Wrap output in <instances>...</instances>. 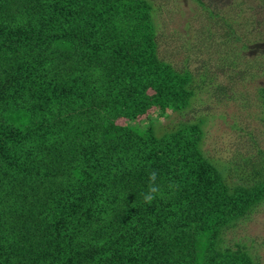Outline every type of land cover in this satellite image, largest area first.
Listing matches in <instances>:
<instances>
[{"label": "trees", "instance_id": "trees-1", "mask_svg": "<svg viewBox=\"0 0 264 264\" xmlns=\"http://www.w3.org/2000/svg\"><path fill=\"white\" fill-rule=\"evenodd\" d=\"M196 1L212 45L193 49L218 60L192 71L160 55L157 0H0V264H263L228 234L264 207V162L218 163L205 120L172 117L219 72L259 80L264 106V51L246 53L262 40ZM153 170L164 195L147 205Z\"/></svg>", "mask_w": 264, "mask_h": 264}, {"label": "rangeland", "instance_id": "rangeland-1", "mask_svg": "<svg viewBox=\"0 0 264 264\" xmlns=\"http://www.w3.org/2000/svg\"><path fill=\"white\" fill-rule=\"evenodd\" d=\"M157 1L160 4H166V9L159 12L160 23H163L161 27L166 33L160 55L165 59L169 58L178 69L189 68L195 71L210 57L212 58L209 60L215 64L218 60L215 50L213 55L209 51L197 53L193 49L201 43L212 45L207 38L199 36L201 29L210 25L204 7L196 0ZM208 1L212 6L222 9L228 17L234 16L238 20L234 26L244 40L255 42L262 40L254 44L252 51L246 52L247 54L254 56L262 54L261 52L264 51V0ZM215 29L217 33L223 32L220 26H213V31ZM216 41L218 43V39ZM219 75L221 77H218L216 85H224L223 92L216 91V85L210 86L207 92L203 91L197 95L190 109L184 113H174L173 121L177 124L178 121L204 119L202 127L205 132L204 149L207 155L218 163H227L233 167L237 164L239 171L247 173L248 170L250 173L254 166L264 162V119L261 117L264 106L257 92L259 80L244 85L236 84V82L229 83L222 73L219 72ZM156 118L154 115L150 119ZM150 121L145 120L140 123L146 126ZM165 121V118L163 122L161 120L162 126ZM237 181L240 182L239 184H245L243 180L233 179V182ZM235 237L237 240L243 239L250 242L253 247L256 245V251L252 252L260 257L261 263L264 264V207L260 208V212L251 220L242 224L235 233L228 234L230 240Z\"/></svg>", "mask_w": 264, "mask_h": 264}, {"label": "clouds", "instance_id": "clouds-1", "mask_svg": "<svg viewBox=\"0 0 264 264\" xmlns=\"http://www.w3.org/2000/svg\"><path fill=\"white\" fill-rule=\"evenodd\" d=\"M158 173L153 170L149 173V185L147 190L142 193L143 201L147 205H152L158 198H163V191L159 184H157ZM175 185H168L169 190H172Z\"/></svg>", "mask_w": 264, "mask_h": 264}]
</instances>
